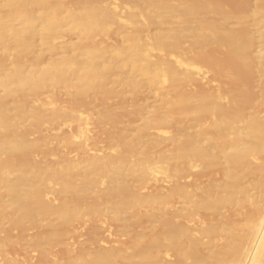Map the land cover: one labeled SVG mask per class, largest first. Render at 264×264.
I'll return each instance as SVG.
<instances>
[{
  "label": "bare ground",
  "instance_id": "1",
  "mask_svg": "<svg viewBox=\"0 0 264 264\" xmlns=\"http://www.w3.org/2000/svg\"><path fill=\"white\" fill-rule=\"evenodd\" d=\"M253 2L0 0V264H264Z\"/></svg>",
  "mask_w": 264,
  "mask_h": 264
},
{
  "label": "rangeland",
  "instance_id": "2",
  "mask_svg": "<svg viewBox=\"0 0 264 264\" xmlns=\"http://www.w3.org/2000/svg\"><path fill=\"white\" fill-rule=\"evenodd\" d=\"M224 2H228L231 5H234L236 7L242 8L244 3H248L250 6L253 5V0H222ZM85 226L81 228V230H84ZM15 251V250H14Z\"/></svg>",
  "mask_w": 264,
  "mask_h": 264
}]
</instances>
